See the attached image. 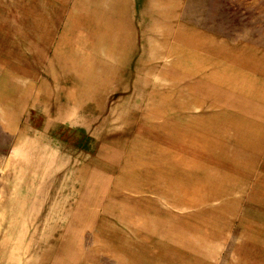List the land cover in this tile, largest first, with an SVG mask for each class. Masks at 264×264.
I'll use <instances>...</instances> for the list:
<instances>
[{"label":"rangeland","instance_id":"obj_1","mask_svg":"<svg viewBox=\"0 0 264 264\" xmlns=\"http://www.w3.org/2000/svg\"><path fill=\"white\" fill-rule=\"evenodd\" d=\"M78 1L0 0V264H264V13L196 0L239 60L132 61L125 111L107 75L52 85L106 64Z\"/></svg>","mask_w":264,"mask_h":264},{"label":"crops","instance_id":"obj_2","mask_svg":"<svg viewBox=\"0 0 264 264\" xmlns=\"http://www.w3.org/2000/svg\"><path fill=\"white\" fill-rule=\"evenodd\" d=\"M196 4H198L196 0L78 1V9L75 12L87 14V35L81 37L79 33H75L77 41L73 43L80 44V39H86L87 41L82 44L103 48L99 51L105 53V58H99L97 61L106 64L100 67L99 73H90V70L92 71L90 67L82 73L81 71L50 73L53 79L52 85L61 86V79H63L66 85L72 86L74 82L71 78L77 80L80 77L90 76L91 79L96 80L100 75H107L109 79L100 91L109 92L112 95L119 94L121 99L114 103V107L126 111L139 109L138 105L131 104L133 99L126 98V94L129 93L131 80L143 78L138 77L136 73H128V64L132 61L140 63L138 73H144L143 62L152 63L161 60L177 62L176 66L183 68L178 73H203L204 70L205 73L208 71L220 73L219 71L223 70L224 61L239 60V49L235 52L233 48L229 53L225 47L229 45L239 47L241 43L239 39L231 38L230 43L231 40L223 32L225 28L222 24L219 27L215 25L214 28L197 24L190 14L191 7ZM206 4H216L215 14L221 15L219 20L223 19L224 14L264 13L263 0H206ZM218 30L220 32H217ZM193 46L201 47L197 55L193 54L191 48ZM252 52L253 55L261 54L259 48L256 52ZM193 61L207 62L206 68L198 72L191 71L190 64ZM186 66L188 68L184 69ZM151 69H154L153 66ZM258 73H264V69ZM95 80L89 86L92 84L96 86ZM80 82V79L77 80L75 85L79 86ZM85 92L87 91L84 90ZM93 92L92 89L89 93ZM136 93L141 92L137 89Z\"/></svg>","mask_w":264,"mask_h":264}]
</instances>
